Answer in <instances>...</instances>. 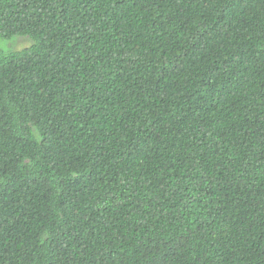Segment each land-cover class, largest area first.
I'll list each match as a JSON object with an SVG mask.
<instances>
[{"label":"trees","instance_id":"1","mask_svg":"<svg viewBox=\"0 0 264 264\" xmlns=\"http://www.w3.org/2000/svg\"><path fill=\"white\" fill-rule=\"evenodd\" d=\"M0 264H264V0H0Z\"/></svg>","mask_w":264,"mask_h":264},{"label":"rangeland","instance_id":"2","mask_svg":"<svg viewBox=\"0 0 264 264\" xmlns=\"http://www.w3.org/2000/svg\"><path fill=\"white\" fill-rule=\"evenodd\" d=\"M22 39V38H21ZM1 42H3V46L4 47H8V45H10L11 43H8L9 41H1ZM15 46H21V43H20V40L19 39H17V42H16V44H14Z\"/></svg>","mask_w":264,"mask_h":264}]
</instances>
